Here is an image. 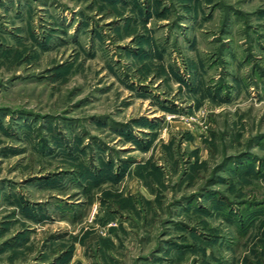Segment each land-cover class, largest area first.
Returning <instances> with one entry per match:
<instances>
[{"label":"rangeland","instance_id":"obj_1","mask_svg":"<svg viewBox=\"0 0 264 264\" xmlns=\"http://www.w3.org/2000/svg\"><path fill=\"white\" fill-rule=\"evenodd\" d=\"M0 264H264V0H0Z\"/></svg>","mask_w":264,"mask_h":264}]
</instances>
